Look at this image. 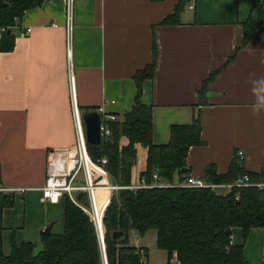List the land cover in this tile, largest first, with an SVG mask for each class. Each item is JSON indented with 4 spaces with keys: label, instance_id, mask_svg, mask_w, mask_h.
I'll use <instances>...</instances> for the list:
<instances>
[{
    "label": "crops",
    "instance_id": "1",
    "mask_svg": "<svg viewBox=\"0 0 264 264\" xmlns=\"http://www.w3.org/2000/svg\"><path fill=\"white\" fill-rule=\"evenodd\" d=\"M178 1L72 0L68 22L67 0H43L13 27V48L0 50V191L15 195L3 209V238L17 232L18 241L41 243L50 221V231L63 230L64 196L41 200L47 154L75 143L73 105L81 114L102 105L123 117L137 95L135 72L152 60L153 39L156 67L140 94L152 104L153 142H167L172 124L189 123L198 113L203 142L188 149L189 173L205 178L209 164L224 173L238 150L245 170L264 169V21L242 43L243 23L257 17L258 0H186L179 22L160 23ZM136 148L130 183L146 166L147 148ZM231 241H243L249 263H262L264 226L251 227L245 238L235 226ZM128 242L144 250L142 264H180L176 251L156 244L155 229L130 230Z\"/></svg>",
    "mask_w": 264,
    "mask_h": 264
},
{
    "label": "trees",
    "instance_id": "2",
    "mask_svg": "<svg viewBox=\"0 0 264 264\" xmlns=\"http://www.w3.org/2000/svg\"><path fill=\"white\" fill-rule=\"evenodd\" d=\"M42 1L0 0V50L13 48V27L28 8L38 6ZM185 1L179 0L160 23L179 22ZM255 5L257 17L243 23V44L264 21L263 0L256 1ZM234 56L235 52L228 60ZM156 61L157 45L153 39L152 60L134 74L138 88L134 104L121 119L106 121L110 134L100 143L87 142L90 157L98 160L105 156L106 167L118 183H130L131 169L137 158L136 143L147 148L146 166L140 174L150 181L155 171L168 182L152 187L120 188L112 193L102 216L107 264H142L141 247L128 242V232L136 230L142 234L150 228L156 231V244L168 254L176 251L180 264H251L244 256L243 241L233 243L231 233L235 226H240L245 238L251 227L264 226V187L233 186L220 191L219 187L180 183L189 173L186 163L189 147L203 142L201 121L196 113L189 123L172 124L167 142H153L152 104L142 102L140 94L144 79L153 75ZM218 70L211 71L203 80L199 95L207 92V83ZM122 136L127 137L124 144L121 143ZM244 172L251 180H264V169L260 172L245 170L238 155L233 157L224 173H218L214 164H209L205 169V180L228 182ZM175 173L178 182H173ZM75 197L78 203L67 195L63 197L64 227L61 232L41 234L40 247L32 240L16 241L12 234L10 250L5 252L3 209L14 204L15 195L0 191V264H103L95 225L84 209L88 205L87 194L81 190ZM116 229L121 230L122 235L114 239L111 232Z\"/></svg>",
    "mask_w": 264,
    "mask_h": 264
},
{
    "label": "built area",
    "instance_id": "3",
    "mask_svg": "<svg viewBox=\"0 0 264 264\" xmlns=\"http://www.w3.org/2000/svg\"><path fill=\"white\" fill-rule=\"evenodd\" d=\"M67 1L68 12L66 18L69 22L71 18L72 0ZM29 30L30 28L27 27L26 31ZM68 53L70 54V49L68 50ZM262 57L264 59V48L262 50ZM96 111H98L100 115L99 127L102 139L110 134V129L107 126L106 121L119 118L115 113L105 111L102 105H100ZM73 115L76 129V141L70 147L54 149L48 152L46 177L44 185L41 187V200L57 202L62 196L67 195L75 203H78L75 197L76 191H85L88 198V205L84 207V209L88 212L95 225L102 256L106 263L102 216L104 208L109 202L112 193L120 188L134 189L139 187H152L155 185H166L168 182L161 179L155 171L152 172V178L150 181H147L144 176H140L136 183L121 184L116 182L106 167L107 158L105 156L98 160H93L90 157L81 112H79L74 105ZM237 155L242 158L243 151L238 150ZM80 171L82 172V183L77 182V176ZM180 183L185 186L207 185L215 188L224 187L227 189H230L233 186L241 187L248 185L264 187V180H251L250 175L247 172L238 175L235 179L228 182H207L203 177L188 173ZM100 189L104 190L106 194L98 204L95 191ZM139 253L140 255H143L144 250L140 248ZM141 262H144L143 258H141ZM261 264H264V258Z\"/></svg>",
    "mask_w": 264,
    "mask_h": 264
},
{
    "label": "water",
    "instance_id": "4",
    "mask_svg": "<svg viewBox=\"0 0 264 264\" xmlns=\"http://www.w3.org/2000/svg\"><path fill=\"white\" fill-rule=\"evenodd\" d=\"M82 120L84 124L85 137L87 142L100 143L101 142V131H100V115L96 110L84 111L82 114ZM53 221H50L43 229L41 233H48L51 229ZM122 235L121 230H113L111 236L114 239L119 238Z\"/></svg>",
    "mask_w": 264,
    "mask_h": 264
},
{
    "label": "rangeland",
    "instance_id": "5",
    "mask_svg": "<svg viewBox=\"0 0 264 264\" xmlns=\"http://www.w3.org/2000/svg\"><path fill=\"white\" fill-rule=\"evenodd\" d=\"M77 179L79 182L82 181V172L80 171V173L78 174L77 176ZM95 194H96V198H97V201H99V203L101 202L102 200V196H103V192L101 190H96L95 191ZM13 206V205H12ZM60 223V221H58ZM57 222V224H58ZM25 230L23 231H20L22 233V235L25 237V236H29V235H24L26 234L28 231H29V227L28 226H25L24 228ZM10 233L9 232H5L4 233V238H3V247H4V250L5 251H9L10 250V247H11V237H10ZM15 240L18 241L17 239H19L18 237V233L15 232V236H14ZM21 238V237H20ZM40 242L39 241H36V246H40Z\"/></svg>",
    "mask_w": 264,
    "mask_h": 264
},
{
    "label": "bare ground",
    "instance_id": "6",
    "mask_svg": "<svg viewBox=\"0 0 264 264\" xmlns=\"http://www.w3.org/2000/svg\"><path fill=\"white\" fill-rule=\"evenodd\" d=\"M98 203V202H97ZM99 204V203H98Z\"/></svg>",
    "mask_w": 264,
    "mask_h": 264
}]
</instances>
